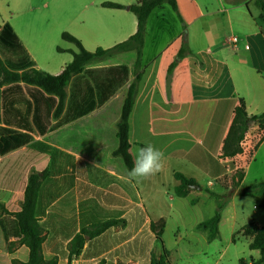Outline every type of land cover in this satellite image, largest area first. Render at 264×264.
<instances>
[{"label":"crops","instance_id":"crops-1","mask_svg":"<svg viewBox=\"0 0 264 264\" xmlns=\"http://www.w3.org/2000/svg\"><path fill=\"white\" fill-rule=\"evenodd\" d=\"M138 1L0 0V28L5 23L12 26L37 70L59 75L73 61L72 51H79L74 43L62 38L64 32L78 38L88 51L111 48L137 32L138 20L129 9L106 8L102 3L130 6ZM176 3L178 13L163 4L148 18L139 71L142 77L129 118L132 159L135 149L152 144L164 152L162 172L147 180L130 181L131 168L122 156L115 154L123 101L135 78V52L128 53L132 56L128 62L98 65L126 64L130 68L129 81L104 105L43 135L30 133L32 140L0 156V178H14L20 169L26 177L21 194L13 188L0 200L1 217L13 218L21 209L30 175L43 176L46 172L36 206V216L46 230L42 248L45 259L56 258L59 264H68L69 244L83 228L122 220L124 223L88 239L71 264H131L133 261L128 260L132 254L142 252L140 259L149 264L153 255H162L144 247L150 237H155L153 222L164 220L166 225L167 216L179 213L178 199L196 207L204 216L206 210L214 208V198L206 190L224 193L221 180L230 171L221 161L222 148L239 99L245 101L249 116H261L250 128L264 129V22L255 0ZM184 45L187 52L179 59ZM66 92L63 109L59 115H52V124L66 113L70 85ZM175 173L194 179L202 189L189 188L186 196H177L175 189L181 182ZM261 183L264 140L244 172L241 185L253 187ZM160 197L166 205L160 204ZM255 201L258 202L254 196L234 193L220 209L219 233L211 241L218 239L228 226L230 245L242 242L244 249L236 264H253L261 256L260 251L250 250V237L237 233L248 223L264 227L258 207L248 209ZM162 206L167 210L153 214L152 207ZM214 215H205L197 227ZM130 228V234H126ZM178 232L182 240L185 234ZM19 240L10 237L12 245L8 248L0 225V264H12L15 258L10 257L11 250L21 244ZM133 241H137V249L129 248ZM25 250L27 258L29 252L26 247ZM225 250L214 264H222ZM100 258L105 261L96 262ZM170 261L173 264L171 258Z\"/></svg>","mask_w":264,"mask_h":264},{"label":"trees","instance_id":"trees-1","mask_svg":"<svg viewBox=\"0 0 264 264\" xmlns=\"http://www.w3.org/2000/svg\"><path fill=\"white\" fill-rule=\"evenodd\" d=\"M168 4L178 13L176 0H139L137 3L124 6L114 2H104L102 7L129 9L138 20L137 32L129 39L115 46L104 49L97 48L94 52L84 48L81 41L69 32H64L62 38L74 43L79 51L74 52L73 61L67 65L59 75L37 70L35 62L31 59L27 50L21 43L18 35L9 23L0 28V76H9L0 83V156L7 154L13 149L25 145L32 136L30 133L43 135L50 129L56 128L63 123L82 117L94 109L104 105L129 81L130 68L126 64L110 66H94V63L104 61L115 54L135 52L136 59L133 65L135 78L128 86L120 120L117 124V137L119 147L116 155L122 156L130 168L133 159L129 152V118L138 94L141 80V60L146 34L147 21L152 11ZM255 5L261 10L260 19L264 22V0H255ZM186 45L181 49L178 58L181 59L186 51ZM62 51L61 48H58ZM176 63L170 65L171 74ZM70 85V94L67 110L63 118L56 124H52V115H59L63 109L67 97L66 88ZM261 116H249L246 111L245 101L239 99V104L234 110V118L229 133L224 141L222 155L233 157L240 151V141L250 129V124L259 120ZM141 145L140 147H144ZM245 171H239L233 177L237 179L232 187V192L226 197L206 190L207 193L219 203L215 215L198 225V228L208 231V237L213 240L219 233L220 209L228 197L237 193L242 196H254L261 199V207L264 209V183L253 187L241 185ZM43 176L30 175L24 192V200L21 209L11 216H0V225L4 232L8 248L12 245L10 237H19L29 254L26 260L13 259L12 264H59L58 259H45L43 255V243L46 238V230L40 224L36 216V206ZM175 178L180 180L175 193L184 197L189 192V186L197 184L194 179H188L181 173H175ZM223 198V199H222ZM124 223L122 220H108L83 228L69 244V262L79 255L88 239L101 235L108 229ZM164 220L153 222L151 230L156 239L162 245L163 253L160 257L153 255L149 264H172L169 251L164 246ZM238 234L250 237V250L260 251V258L253 264L264 263V227L255 223L244 225ZM235 240V235L233 237ZM243 259L240 263H243Z\"/></svg>","mask_w":264,"mask_h":264},{"label":"rangeland","instance_id":"rangeland-1","mask_svg":"<svg viewBox=\"0 0 264 264\" xmlns=\"http://www.w3.org/2000/svg\"><path fill=\"white\" fill-rule=\"evenodd\" d=\"M70 44L71 46H75L71 43H65ZM127 52L126 54H115L111 57H108L104 61H100L99 63H94L93 66L98 65H107L111 63L116 62H128L130 59H132V56H130ZM136 59V54H135ZM3 75V74H0ZM4 79H8L9 76H0V83ZM19 166V165H18ZM17 166V170L18 167ZM14 169L13 171H17ZM19 172V174H18ZM236 172H230V174L221 180V183L225 187V191L222 194V196H227L232 192V187L234 185V182L237 181V179H233V177L237 174ZM26 173V172H25ZM14 178L8 177H1L0 178V200L8 194V191L13 189V191H16L17 194H21L22 190L24 189L25 183H26V177L23 170H18L17 174H14ZM234 180V182H233ZM16 193H12V195H16ZM21 196V195H20ZM257 201L252 203L248 209L252 210L253 205H256L258 207V212L264 217V209L261 207V199L258 197H255ZM161 201L165 204V201L163 198H161ZM223 199V198H222ZM18 197L15 199L14 202H17ZM82 199H79V201H82ZM230 198L222 203L223 206H225ZM211 203L214 205V208H209L204 212V216L201 212H199L196 207L191 208L188 203L184 200L178 199L176 203V207L179 211L176 213H173L172 216L165 219L167 224L165 228V232L163 235L164 240V246L165 248L170 252V258L173 262V264H214L218 258L221 251L225 250V255L222 260V264H236L237 259L241 252L244 250L243 245L241 243H238L236 246L230 245V229L227 227H224L222 229L221 236L218 237L215 241L209 240L208 237V231L200 229L197 227V223L205 219V215H214L218 211L219 203L217 200L211 199ZM169 204V203H168ZM217 204V206H216ZM13 207L17 208L16 205H13ZM153 214H157L161 211H166L167 208L164 206L162 207H152L151 208ZM169 211V208H168ZM181 231L185 234L184 238L180 240L178 238V231ZM134 231V228H133ZM131 228L125 231L126 234H130ZM238 236H236L237 238ZM138 241V240H137ZM137 241H133L128 244L129 248L137 249ZM147 240H144L146 242ZM145 248H149L151 251H154L155 253L162 254V245L155 237H150L149 241H147L144 244ZM139 250V249H138ZM26 250L25 247L21 246V244L14 245L11 250V256L12 258H15L17 260H24L26 259ZM137 252V251H136ZM133 256L128 261H133L131 264H136V262H140V264H146V261L142 262L143 252L139 254H132ZM102 260L105 261V258L98 259L96 262H102ZM95 263V262H94ZM127 263V262H126Z\"/></svg>","mask_w":264,"mask_h":264},{"label":"clouds","instance_id":"clouds-1","mask_svg":"<svg viewBox=\"0 0 264 264\" xmlns=\"http://www.w3.org/2000/svg\"><path fill=\"white\" fill-rule=\"evenodd\" d=\"M164 152L152 144L135 149L133 166L128 172L130 181L147 180L164 169Z\"/></svg>","mask_w":264,"mask_h":264},{"label":"built area","instance_id":"built-area-1","mask_svg":"<svg viewBox=\"0 0 264 264\" xmlns=\"http://www.w3.org/2000/svg\"><path fill=\"white\" fill-rule=\"evenodd\" d=\"M264 140V129L250 128L240 141V151L233 157L222 156L221 161L230 172L246 171L257 151L258 145Z\"/></svg>","mask_w":264,"mask_h":264},{"label":"water","instance_id":"water-1","mask_svg":"<svg viewBox=\"0 0 264 264\" xmlns=\"http://www.w3.org/2000/svg\"><path fill=\"white\" fill-rule=\"evenodd\" d=\"M189 188H192V189H198V190H201L202 188H201V186H199V185H191V186H189Z\"/></svg>","mask_w":264,"mask_h":264}]
</instances>
